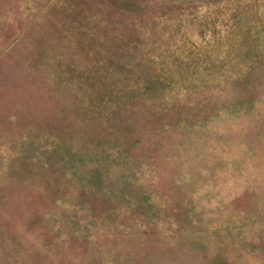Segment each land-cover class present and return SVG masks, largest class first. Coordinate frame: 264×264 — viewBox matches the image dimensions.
Listing matches in <instances>:
<instances>
[{"label": "rangeland", "instance_id": "374dc122", "mask_svg": "<svg viewBox=\"0 0 264 264\" xmlns=\"http://www.w3.org/2000/svg\"><path fill=\"white\" fill-rule=\"evenodd\" d=\"M0 264H264V0H0Z\"/></svg>", "mask_w": 264, "mask_h": 264}]
</instances>
